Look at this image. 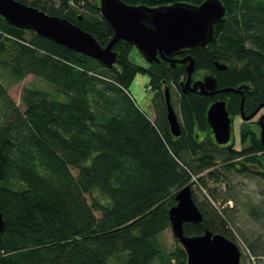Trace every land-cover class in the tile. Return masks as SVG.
<instances>
[{
    "label": "trees",
    "instance_id": "1",
    "mask_svg": "<svg viewBox=\"0 0 264 264\" xmlns=\"http://www.w3.org/2000/svg\"><path fill=\"white\" fill-rule=\"evenodd\" d=\"M15 1L68 21L102 47L114 35L99 0ZM121 1L152 9L198 7L206 0ZM220 1L226 12L213 24L209 44L169 59L190 56L194 73L207 72L218 89L246 87L245 115L260 105L264 111V0ZM133 48L118 41L112 48L116 63L107 67L0 17V66L17 81L31 75L51 88L24 87L21 111L0 83V213L5 222L0 264L186 263L178 242L174 239L176 247L167 252L159 236L170 228L168 212L176 193L186 185L192 188L193 178L203 185L200 175L215 164L214 154L199 139L208 128V107L225 100L234 119L241 97L233 92L178 95L181 134L173 137L164 89L172 100L173 86L179 89L181 79L186 80L187 63L172 66L161 60L144 69L129 60ZM216 63L226 69L218 70ZM138 75H147L153 91L154 121L131 94ZM243 123L239 141L247 146L238 151L232 141L221 147L229 162L224 168L264 181V167L258 164L264 156L259 123ZM207 175L214 182L223 177L217 171ZM193 200L202 221L185 223L184 234L209 230L235 242L221 215L208 202ZM255 241L248 247L260 260L264 247Z\"/></svg>",
    "mask_w": 264,
    "mask_h": 264
},
{
    "label": "water",
    "instance_id": "2",
    "mask_svg": "<svg viewBox=\"0 0 264 264\" xmlns=\"http://www.w3.org/2000/svg\"><path fill=\"white\" fill-rule=\"evenodd\" d=\"M102 17L114 31L112 39L102 47L95 38L66 20L49 16L44 12L21 4L15 0H0V17L9 25L30 30L40 37L63 46L81 55L92 58L102 65L111 67L116 63L117 54L112 50L118 41H125L135 47L148 63L167 61L186 66V81L180 84L183 94L197 93L213 97L220 93L239 94L240 118L249 121L261 109V105L250 115L243 112L244 93L242 86L232 89H218L216 79L208 75L192 84L195 72L193 59L186 56L179 60L169 59L174 53L186 49L205 48L213 38V24L225 15L220 0H206L198 7L174 4L160 8L133 7L121 0H99ZM218 70L225 66L216 63ZM242 87V88H241ZM246 89V87H244ZM166 120L170 134H181L179 120L170 103L169 89H164ZM264 114L259 118L260 138L264 137ZM206 122L217 146L227 145L231 138L232 119L225 100L214 101L206 111ZM175 205L169 209L168 218L173 238L186 254L185 264H241L239 247L220 234L204 230L203 234L187 236L185 223L199 224L202 215L193 200L191 185H186L175 195ZM5 222L0 213V233Z\"/></svg>",
    "mask_w": 264,
    "mask_h": 264
},
{
    "label": "rangeland",
    "instance_id": "3",
    "mask_svg": "<svg viewBox=\"0 0 264 264\" xmlns=\"http://www.w3.org/2000/svg\"><path fill=\"white\" fill-rule=\"evenodd\" d=\"M134 57L141 59V62L137 63V65L145 68L149 67L148 63L145 62L136 48L132 49L129 58L132 59ZM206 76H208L207 72H197L192 75V80L200 81ZM0 83L4 86L11 99L21 111H24V107L21 103L24 87H39L43 90H51L45 82L31 75L21 81H17L1 66ZM147 85V75H138L131 85L130 91L140 110L154 121L157 116L155 115L152 104L154 94L147 89ZM170 102L179 120L178 96L174 92ZM259 113H264L263 109L260 110ZM231 124L230 144L233 141L235 143L233 144V149L240 151L243 147L247 146V143L242 144L239 141V129L244 123L240 117H235L232 119ZM210 131L208 126L206 131L199 132V139L205 141L203 144L205 151H207L209 155L214 154L215 164L211 169L204 171L200 175L204 183L203 185L201 182L197 183V179L193 178V196L199 203L202 201L208 202L212 208L221 215L231 235L235 239L234 243L241 251V261L243 264H264V257L257 260L252 256L248 247V243H252L255 240L256 247H264V181L251 173H239L233 169L226 170L224 167L228 165L229 162L225 160L224 148L214 143V140L210 136ZM258 164L261 168L264 167V156L259 158ZM251 170L257 171L255 168ZM211 171H217L223 176L220 182H214V179L208 177L207 174ZM159 241L167 252L172 251L177 244L172 236L170 228H167L159 236Z\"/></svg>",
    "mask_w": 264,
    "mask_h": 264
},
{
    "label": "flooded vegetation",
    "instance_id": "4",
    "mask_svg": "<svg viewBox=\"0 0 264 264\" xmlns=\"http://www.w3.org/2000/svg\"><path fill=\"white\" fill-rule=\"evenodd\" d=\"M173 66V65H172ZM186 70V69H185ZM186 81V80H185ZM184 80H182L180 83H179V85H178V87H179V89H177L175 86H174V88H173V91H174V93L178 96V95H180V94H183L182 92H181V89H180V84L181 83H184L185 82ZM196 81H199V80H192V84L194 83V82H196ZM243 87V86H242ZM241 87V88H242ZM150 88V87H149ZM218 88V87H217ZM243 89L244 88H242V91H243ZM150 91L151 92H153L152 90H151V88H150ZM179 92V93H178ZM244 93V92H243ZM189 94H197L196 92L195 93H186V94H183V95H189ZM199 95V94H198ZM239 95V94H238ZM172 96H173V94H172ZM240 96V95H239ZM244 98H245V95H244ZM179 97H178V107H179ZM264 113H259V111H258V113L254 116V118H255V120H254V118H252L251 120H249V121H246V122H255V121H259V118H260V116L261 115H263ZM180 116V115H179ZM247 116V115H246ZM239 117H240V115H239ZM180 119H181V116H180ZM232 119V118H231ZM167 121V120H166ZM168 124V123H167ZM179 124H180V122H179ZM232 125V124H231ZM168 128H169V126H168ZM180 129H181V127H180ZM210 136L212 137V139H213V135H212V133H211V131H210ZM214 140V139H213ZM230 144V143H229ZM222 147H225V148H227V147H229V145H224V146H222Z\"/></svg>",
    "mask_w": 264,
    "mask_h": 264
},
{
    "label": "crops",
    "instance_id": "5",
    "mask_svg": "<svg viewBox=\"0 0 264 264\" xmlns=\"http://www.w3.org/2000/svg\"><path fill=\"white\" fill-rule=\"evenodd\" d=\"M134 52V51H133ZM132 52V53H133ZM129 57H130V55H129ZM129 60L131 61V62H133V61H135V62H133V63H135L136 65H137V63H140L141 62V59H138V57H134V58H132V59H130L129 58ZM139 66V65H138Z\"/></svg>",
    "mask_w": 264,
    "mask_h": 264
},
{
    "label": "bare ground",
    "instance_id": "6",
    "mask_svg": "<svg viewBox=\"0 0 264 264\" xmlns=\"http://www.w3.org/2000/svg\"><path fill=\"white\" fill-rule=\"evenodd\" d=\"M241 100V99H240Z\"/></svg>",
    "mask_w": 264,
    "mask_h": 264
}]
</instances>
